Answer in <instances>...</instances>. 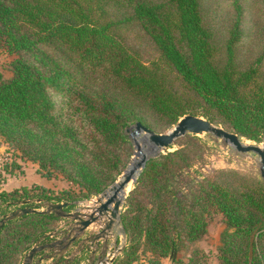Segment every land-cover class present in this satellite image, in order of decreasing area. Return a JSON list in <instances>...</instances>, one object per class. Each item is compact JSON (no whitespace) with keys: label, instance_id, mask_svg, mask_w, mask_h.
I'll list each match as a JSON object with an SVG mask.
<instances>
[{"label":"trees","instance_id":"1","mask_svg":"<svg viewBox=\"0 0 264 264\" xmlns=\"http://www.w3.org/2000/svg\"><path fill=\"white\" fill-rule=\"evenodd\" d=\"M229 4L233 19L220 39L202 0H0V47L13 53L10 76L0 71V135L37 162L42 176L60 173L71 183L58 192L38 182L2 189L0 218L45 202L68 201V211L75 200L102 192L125 166V128L135 121L152 128L192 113L261 141L264 48L239 61L243 9L240 0ZM129 24L153 45L151 60L125 42ZM191 160L186 146L147 159L121 214L127 243L112 264L142 257L160 264L166 255L186 264L175 252L206 232L212 209L225 224L221 264H264L262 178L217 168L197 181L188 201L173 176ZM60 218L50 211L6 220L0 264H20L35 243L51 240Z\"/></svg>","mask_w":264,"mask_h":264},{"label":"rangeland","instance_id":"2","mask_svg":"<svg viewBox=\"0 0 264 264\" xmlns=\"http://www.w3.org/2000/svg\"><path fill=\"white\" fill-rule=\"evenodd\" d=\"M230 1L231 0H202L206 7L208 23L213 25L217 32L216 35L220 39L226 36L227 29L233 19V10L229 4ZM240 2L243 9V38L238 48V58L239 61L244 64L253 59L264 48V0H240ZM122 33L125 42L134 49H137L141 53L140 55L143 60L149 61L156 55V50L138 25L129 24L123 29ZM12 58L13 53L0 47V71L4 77H8L11 74L10 61ZM172 125L173 124L161 125L155 123L152 128L156 131H165ZM127 137L129 143L125 146L123 151L126 160L125 166L123 167L125 170L128 168L135 153L133 140L128 134ZM242 139L250 143L262 144L263 136L262 140L259 142L245 137H242ZM178 146H186L192 158L189 167L183 168L173 176V180L178 186V195L188 201L191 200L196 190L197 181L203 176H212L217 168L234 167L259 176L257 154L253 152H239L225 143L222 139H218L209 133H187L176 139L174 144L168 149H163L157 154L165 152L166 150H172ZM119 175L117 176L118 179H115V183L121 178V175ZM33 182L44 184L56 192L71 186V183L60 173H55L50 178L42 176L41 171L38 170L37 162L24 159L21 156V152L9 146L0 135V190L13 189L22 185L30 186ZM110 185L111 184L104 190H110L109 188L112 187ZM135 185L136 180L133 182L131 189L121 203L119 212L120 221L121 214L126 207L127 196L132 192ZM100 195L101 192L88 198L77 199L68 211L77 210L88 213L89 210L86 209L85 206L93 205L94 200ZM138 195L140 194L138 193ZM36 208L44 209L45 206ZM59 216L61 218L56 221L55 228L53 229L55 233L51 239L66 237L68 233L72 234L75 232L74 227L76 223L74 219L70 216ZM104 220L107 219L105 218ZM104 220L91 223L78 234L77 240L73 244V247H71V250L76 249V245H78L79 248L71 260L75 261L74 264H97L99 258L106 257L109 255L108 253L114 251L115 258L117 255H121L122 250L117 251V249L127 243L122 221L121 225L119 224V220L116 221L113 225L112 232L106 237L93 239L94 234L99 232L100 227L104 225ZM224 226L222 214L214 209L210 210L207 214L206 232L198 239L185 241L184 245L180 246L175 252V257L183 260L186 264H221V260L218 256V246L221 243L220 233L224 229ZM58 259L60 261L63 259V256L57 255V260ZM143 263L146 264V260L143 257L141 260L134 262V264ZM160 264H175V261L166 255L161 258Z\"/></svg>","mask_w":264,"mask_h":264},{"label":"water","instance_id":"3","mask_svg":"<svg viewBox=\"0 0 264 264\" xmlns=\"http://www.w3.org/2000/svg\"><path fill=\"white\" fill-rule=\"evenodd\" d=\"M131 128H134L135 131L142 130L146 132L149 136L150 141L154 144V146L158 149V151L149 156L143 155L140 159L136 160L133 163L130 169L125 170L124 168L122 173L120 174L122 176L121 180L116 185H114L116 180L112 182L110 185V186L114 185V193L111 196L106 197L102 201L101 195L105 191L103 190L101 192V195L96 199L99 202V205L94 210L89 211L88 213H83L77 210L64 211L63 207L68 205L70 202L68 201L45 202L43 204V206H45L44 209H38L35 206H31V205L19 206L12 209L11 211H9L0 218V226H1L6 220L21 215L22 213L54 211L58 215L72 217L74 219V222L76 223V226L74 227L75 232L72 234L68 233L66 237L53 238L46 243H35L25 253L20 264H38V261H40L43 258L42 254L40 255L38 254L40 251L42 252L44 249H50L51 253H55L57 255H63V253L67 251V249L75 243L78 234L81 231H83L87 226H89L91 223L96 222L97 219L99 218V215L105 213L109 208V204L113 203V207L110 211V218L105 222V224L102 227H100V231L94 234L93 239H98L99 237H106L108 234H110L107 231L112 229L113 223H115L118 220L120 221L119 212H120L121 202L119 200H114L116 192L120 189H123L131 179H133V182L137 179L139 172L142 170V168L145 165V162L150 156L156 155L159 151H162L163 149H168L172 144H174L176 139L187 133H193V134H198L203 132L209 133L218 139H222L225 143L229 144L231 147H233L235 150L239 152L242 153L253 152L257 154L259 176L264 181V134H263L262 144L244 143L242 141L243 136H240L237 132L225 128L221 124L212 122L202 115H197L192 113L183 114L181 117H179L176 120L175 123H173V125L169 129L165 131H156L144 125L140 121H135V123L125 128V132L128 134L129 137L131 136V132H130ZM137 169H139L138 174L136 177H133ZM28 201L29 199H25L22 201V203H27ZM37 201L39 200L37 199ZM89 207L90 206L88 205L85 206L86 209H89ZM119 224L121 225V221L119 222ZM54 233L55 230L50 231L49 236L52 237ZM123 248H124V244L120 246L117 249V251H121L123 250ZM77 250H79L78 245H76V249L71 250V252L66 257H63V263L70 264V261L75 256ZM108 254L109 255L106 257L99 258L97 264L112 263L115 258V251L110 252ZM35 256H37L36 261H34Z\"/></svg>","mask_w":264,"mask_h":264},{"label":"bare ground","instance_id":"4","mask_svg":"<svg viewBox=\"0 0 264 264\" xmlns=\"http://www.w3.org/2000/svg\"><path fill=\"white\" fill-rule=\"evenodd\" d=\"M130 132H131V136L130 137L133 140V143L135 145V150H134L135 153H134V156H133V158H132V160H131V162H130V164H129V166H128V168L126 170L130 169V167L133 165V163L136 160L140 159L143 155H147L148 156V155L154 154V153H156L158 151V149L150 141L149 136H148V134L146 132H144L142 130L135 131L134 128H131ZM242 141L244 143H250L249 141H244L243 139H242ZM138 170L139 169H137L135 171L133 177L137 176ZM121 178H122V176H121ZM121 178L119 179V181L121 180ZM118 182H116L114 185H116ZM132 184H133V179H131L129 181V183L123 189H120V190H118L116 192L114 200H119L122 203L123 200L125 199L126 194L131 189ZM114 185L109 188L110 190L105 191L102 194V196H101V200L102 201L106 197L111 196L114 193ZM95 205H97V206L99 205V202L97 200H94L93 205H88V206H90L88 210L89 211L94 210L97 207ZM112 207H113V203H110L108 210L105 213H103L102 215H99V218L97 219V222H99L100 220H104L105 218L108 220L110 218V211H111ZM107 220H104V224H105V222ZM114 222H115V220H114ZM114 224L115 223H113V225ZM107 232L111 233L112 229L107 231Z\"/></svg>","mask_w":264,"mask_h":264},{"label":"crops","instance_id":"5","mask_svg":"<svg viewBox=\"0 0 264 264\" xmlns=\"http://www.w3.org/2000/svg\"><path fill=\"white\" fill-rule=\"evenodd\" d=\"M71 247H73V245H71L67 251H65L63 253V257H66L71 251ZM42 254L43 258L38 261V264H55L57 262V254L55 253H51L50 249H44L42 252L40 251L38 255ZM37 256H35L34 261H36ZM61 262H63V259L61 261H59L58 264H60ZM64 264V263H63Z\"/></svg>","mask_w":264,"mask_h":264}]
</instances>
